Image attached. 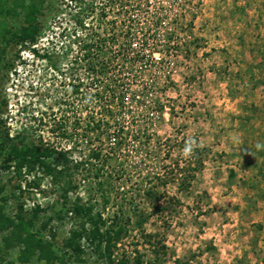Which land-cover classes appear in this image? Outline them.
<instances>
[{
    "label": "rangeland",
    "instance_id": "obj_1",
    "mask_svg": "<svg viewBox=\"0 0 264 264\" xmlns=\"http://www.w3.org/2000/svg\"><path fill=\"white\" fill-rule=\"evenodd\" d=\"M146 2L45 0L30 20L33 40L0 39L1 135L49 147L57 172L67 159L77 185L68 201L79 196L99 212L102 230L122 233L100 251L82 236L76 253L67 241L84 221L71 211L44 229L41 215L34 229L65 264H264V0ZM127 14L137 21L129 34ZM28 22L22 12L6 23ZM157 32L179 34L166 65L143 63ZM96 34L105 42L84 57ZM113 74L111 88L94 84ZM99 148L98 159L82 163ZM21 173L0 170L14 194L9 213L17 204L60 207L62 187L50 174L37 165ZM3 235L0 264H45L38 251L19 261L22 246L7 248Z\"/></svg>",
    "mask_w": 264,
    "mask_h": 264
},
{
    "label": "trees",
    "instance_id": "obj_2",
    "mask_svg": "<svg viewBox=\"0 0 264 264\" xmlns=\"http://www.w3.org/2000/svg\"><path fill=\"white\" fill-rule=\"evenodd\" d=\"M43 1L45 0H0V39H3L6 43H10L14 46L17 45L18 42L21 44L33 40L35 38L36 28L33 27L30 20L34 16L33 12L35 11V7L42 5ZM22 12L24 14V18L29 21L28 25L21 26L19 29H13L7 26L6 22H8V16L14 15L18 17ZM104 42L105 38L99 34H96L95 37L90 39L88 43L83 44V47L86 49V54H84V57L89 55V53L92 51L91 49L95 47H101V44ZM7 66L9 68L10 64H7ZM100 71L104 72V66ZM105 79L107 80L105 81ZM117 79L118 78L116 76H113V78L111 76H107V78L104 77L100 80L98 78L96 81H98V83L101 85L102 83H107L109 88H111L110 81H115ZM98 124L100 123L98 122ZM98 124L97 127H99ZM53 154L54 151L49 147L27 142L23 138L20 140H14L11 137L9 138L7 130H5L4 133L2 132V135L0 132V170L7 169L10 165H13L14 168H16L17 177L21 178L22 166L25 165L29 169H32L37 165L43 169L45 173L52 176L54 184H61L62 187L61 196L63 197V201L61 202L58 209H49L47 211L40 208L39 204H36L33 208H31L30 211L25 212L22 205L17 204L15 208L16 213L12 215L9 213L12 211L8 210L10 207L7 202V196H14L13 190H5V186L0 180V232H4L3 242L7 248L15 243H18L22 246L20 253L17 255V259H19V261H26L29 259V256L34 254L35 251H38L40 252V258H44L45 264H65L64 258L57 256L55 253L56 250L53 249L55 246L54 242L47 240L45 235H43L42 230L34 229L33 221L38 220L41 215L43 218L42 229H44L46 225L50 224L53 219H62L69 211L74 214V218L79 217L83 219L84 222L82 223L80 230L73 231L71 238L67 241V245L71 246V249L76 253L82 252V248L78 243V239L82 236H84L85 239L90 243L97 241L96 247L100 251L102 241H104L106 238L110 240L112 237L116 241L118 238H120L122 233V227L118 226L116 229H114L112 224L102 230V226L105 224V221L102 219L99 212L97 211L93 213V206L87 202H82L79 196H75V200L72 202L68 201L66 197L67 192L77 187L75 181L71 177L74 167L68 164L67 159H63L62 161L57 162L60 163L63 170L58 172L55 171L54 167L51 165V160H48L49 158H52ZM99 157L100 148L97 152L93 151L92 154L86 155V158L83 159L82 163L88 164L87 159H98ZM101 169L102 168H99L98 171ZM63 176L66 177V180L61 181ZM85 177L87 178L88 175L85 174ZM105 181L106 180L97 183V186L100 190L104 183H108ZM28 183V185H30V182ZM35 185H38V183L36 182ZM103 191L105 192L106 190H101L102 193ZM158 197L159 196H156V198ZM27 214L31 215L29 216ZM86 222H88L90 225L88 230L83 227V224ZM141 224L142 222H138V225ZM109 232H112L113 236H108ZM52 236H54V233H52ZM113 246H115V244H113ZM105 251L108 257H110V244L106 245ZM118 263L128 264L129 261L126 259L125 261ZM134 264H141V262L138 258H135Z\"/></svg>",
    "mask_w": 264,
    "mask_h": 264
},
{
    "label": "built area",
    "instance_id": "obj_3",
    "mask_svg": "<svg viewBox=\"0 0 264 264\" xmlns=\"http://www.w3.org/2000/svg\"><path fill=\"white\" fill-rule=\"evenodd\" d=\"M153 0H147L146 3H151ZM109 2H115V0H109ZM137 5V4H136ZM126 7V6H125ZM148 7V6H147ZM138 9H133V11H137ZM104 13H108L107 11H103ZM131 12V11H130ZM130 16L131 18L134 17L139 19V14L136 12L135 14H132L130 13ZM124 13V12H123ZM130 16L127 14L126 17H127V20L124 21L125 23V27H123L122 29H126L128 28V30L126 31L127 34H129V31L132 30V26L135 22H137L136 20H133L130 18ZM159 18V17H158ZM133 21V22H132ZM177 35L179 34H176L175 32H172V34H170L168 38H165L163 36H161L160 32H157L155 34V36L150 40L148 44V48H143L144 49V52H143V56H144V60L146 64V62H148L147 64H153V65H156L157 64H169L170 63V56L172 57L173 55V51H176L178 49L177 47V42H176V37ZM162 37V39H161ZM141 45H145V42H141ZM170 53V54H167V53ZM120 56V55H118ZM93 72L95 73H98L97 70H94ZM98 76L97 75V78H95L94 80V84H98V81H96L98 79ZM113 76H115V74H113Z\"/></svg>",
    "mask_w": 264,
    "mask_h": 264
}]
</instances>
